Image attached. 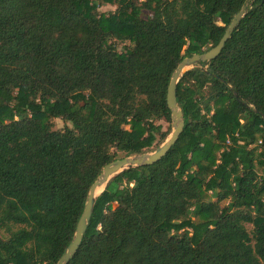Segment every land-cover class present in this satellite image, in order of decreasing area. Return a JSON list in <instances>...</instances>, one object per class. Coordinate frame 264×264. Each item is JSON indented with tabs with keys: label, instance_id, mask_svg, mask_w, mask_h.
I'll list each match as a JSON object with an SVG mask.
<instances>
[{
	"label": "trees",
	"instance_id": "obj_1",
	"mask_svg": "<svg viewBox=\"0 0 264 264\" xmlns=\"http://www.w3.org/2000/svg\"><path fill=\"white\" fill-rule=\"evenodd\" d=\"M97 1L0 0V264L58 262L103 168L170 134L179 63L248 0ZM202 65L177 142L109 180L68 264H264V0Z\"/></svg>",
	"mask_w": 264,
	"mask_h": 264
},
{
	"label": "water",
	"instance_id": "obj_2",
	"mask_svg": "<svg viewBox=\"0 0 264 264\" xmlns=\"http://www.w3.org/2000/svg\"><path fill=\"white\" fill-rule=\"evenodd\" d=\"M248 1L241 8V10L233 17L227 29L225 30L223 37L216 46L202 53L194 54L190 57L184 58L179 63V65L171 75V79L167 88V96H166L167 106L171 111L172 132L170 136L161 146H159L152 153H142L130 157L117 159L107 164L103 168L100 176L90 187L86 199V203L84 205V209L81 213V216L76 226L75 234L70 244L68 245L67 249L62 254V256L60 257V259L56 264H68L72 259V257L74 256L75 252L77 251L83 239L88 222L93 212L96 199L104 191L109 180L115 175H118L125 170L140 167L143 165H153L154 163L158 162L162 157H164L172 148V146L177 142L184 129L183 115L176 101V87L181 76L185 72L192 70L194 68H200L201 70L205 71V68L203 67L202 64L212 61L219 56L225 43L230 39L231 34L234 31L235 27L238 25V23L244 16Z\"/></svg>",
	"mask_w": 264,
	"mask_h": 264
},
{
	"label": "rangeland",
	"instance_id": "obj_3",
	"mask_svg": "<svg viewBox=\"0 0 264 264\" xmlns=\"http://www.w3.org/2000/svg\"><path fill=\"white\" fill-rule=\"evenodd\" d=\"M98 2V4H99V8H98V12H99V14L100 15H105V16H108L109 15V13H112V12H114L115 11V9H116V7L114 6V5H109V4H105V3H103V2H101L100 0H98L97 1ZM115 42V41H114ZM116 43V47H117V50L119 51V52H122L123 51V48L125 47V45L127 44V43H122L121 41H116L115 42ZM128 45V44H127ZM156 124H160L162 127H163V130L164 131H166V130H168V129H170V134H171V132H172V124L171 125H169V124H167L164 120H160V121H158ZM64 123L62 122V120H60V119H56V120H53V127H54V129H62L63 127H64ZM170 127V128H169ZM125 128L126 129H128L129 128V126H125ZM170 134L168 135V137L170 136ZM168 137L166 138V140L168 139ZM165 140V141H166ZM164 141V142H165ZM163 142V143H164ZM162 143V144H163ZM161 144V145H162ZM161 145H159V146H161ZM158 146V147H159ZM157 147V148H158ZM157 148H155L154 150H151L150 152H146V153H152V152H154ZM102 190V189H101ZM100 190V191H101ZM247 228H248V230H251L252 229V227H251V225H247Z\"/></svg>",
	"mask_w": 264,
	"mask_h": 264
}]
</instances>
